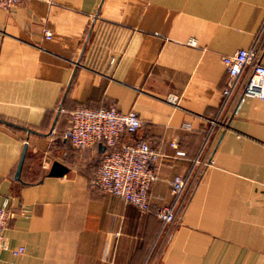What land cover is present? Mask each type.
<instances>
[{"label":"crops","instance_id":"obj_1","mask_svg":"<svg viewBox=\"0 0 264 264\" xmlns=\"http://www.w3.org/2000/svg\"><path fill=\"white\" fill-rule=\"evenodd\" d=\"M263 21L264 0L0 7V204L12 213L0 264H264V100L234 98L216 119L221 57L255 40L264 65ZM108 105L133 110V135L156 153L145 211L90 185L101 142L61 135L74 107ZM53 160L60 175L46 173ZM187 173L184 204L160 231L153 208Z\"/></svg>","mask_w":264,"mask_h":264},{"label":"built area","instance_id":"obj_2","mask_svg":"<svg viewBox=\"0 0 264 264\" xmlns=\"http://www.w3.org/2000/svg\"><path fill=\"white\" fill-rule=\"evenodd\" d=\"M19 0H0V7L10 9ZM264 23V21H263ZM262 23V25H263ZM48 35L45 32V36ZM192 44L193 40H189ZM259 45L254 42L245 48H237L230 54L223 55L221 62L226 72V80L221 88V100L216 119L223 120L228 106L234 98L252 96L264 100V65L258 60ZM166 100L175 102V96L168 94ZM218 120V119H217ZM210 119L208 125H214ZM140 119L133 110L119 111L114 106L86 107L76 106L68 112L67 125L62 137L69 140L73 147L81 148L94 142H101L105 147L99 165L89 180L91 186L120 197L124 202L133 204L140 211L149 209L146 190L154 179L152 162L156 153L147 142L133 134L139 129ZM188 127V124H182ZM173 146V142H169ZM176 154L182 151L175 150ZM195 159V163H205ZM189 173L175 174L169 180L171 201L153 208V213L160 222L159 230L170 224L185 201ZM24 209H21L23 212ZM12 213L6 201L0 204V247L2 230ZM22 246L11 249L13 254L20 253Z\"/></svg>","mask_w":264,"mask_h":264},{"label":"water","instance_id":"obj_3","mask_svg":"<svg viewBox=\"0 0 264 264\" xmlns=\"http://www.w3.org/2000/svg\"><path fill=\"white\" fill-rule=\"evenodd\" d=\"M24 149H25V143L22 144L21 151H20L16 166H15V170H14L15 176L18 174V171H19L22 157L24 155ZM64 171H65V167L62 164H60L58 161L53 160L51 161L46 173L49 175H60Z\"/></svg>","mask_w":264,"mask_h":264}]
</instances>
